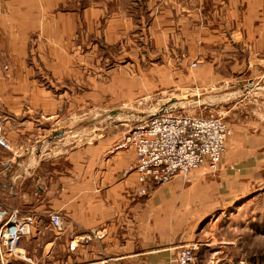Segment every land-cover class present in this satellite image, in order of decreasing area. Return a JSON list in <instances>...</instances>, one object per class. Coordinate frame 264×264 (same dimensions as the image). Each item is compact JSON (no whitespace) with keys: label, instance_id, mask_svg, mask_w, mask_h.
<instances>
[{"label":"crops","instance_id":"obj_1","mask_svg":"<svg viewBox=\"0 0 264 264\" xmlns=\"http://www.w3.org/2000/svg\"><path fill=\"white\" fill-rule=\"evenodd\" d=\"M140 2L149 35L162 45L177 32L190 58L241 72L264 67V0H0V124L8 142L0 146V210L33 220L32 233L17 251L0 254V264H176L181 243L212 233L200 223L223 203L264 195V135L229 141L216 172L202 165L189 183L176 176L147 194H138L135 173L125 171L133 150L114 149L129 128L64 147L51 146L52 133L43 137L64 117L70 92L41 71L57 82L78 81L74 72L90 63L100 42L136 38V9L120 6ZM50 212L60 215L62 231L50 226ZM96 231L102 237L72 241Z\"/></svg>","mask_w":264,"mask_h":264},{"label":"rangeland","instance_id":"obj_2","mask_svg":"<svg viewBox=\"0 0 264 264\" xmlns=\"http://www.w3.org/2000/svg\"><path fill=\"white\" fill-rule=\"evenodd\" d=\"M81 6L83 3L80 2L77 8ZM120 7L124 13L129 11L126 9H136L132 12L136 18L135 39L120 37L116 44L111 45L100 42L99 50L90 55V63L74 72L78 81L57 82L46 71H41L43 78L59 84V88L60 84L68 83L66 87L70 92L61 105V115L64 114V117L52 127L51 132L43 135L51 137L53 134L51 139L54 143L51 146L54 147L56 143L62 147L69 146L81 142V139L102 132H114L118 128L132 129L146 121L147 115L164 108H170L165 113L167 115L221 119L231 131L226 148L228 142L235 138L247 140L249 136L264 135V91L257 88L258 85H264V67L241 72L240 69H229L225 63L215 66L209 57H206L207 60L190 58V54L178 43L177 32L167 38L166 45L156 41V38L152 39L148 33L150 17L142 2L136 6ZM209 7V4L205 6L206 9ZM103 26L102 21L99 29H103ZM158 26L161 27V23ZM207 49H210L209 46ZM208 65L213 68H207ZM248 84L250 87H247ZM251 127L253 129L250 130ZM117 144L114 149H117ZM131 165L126 168L127 173L134 172L129 169ZM219 165L214 170L208 168V171L216 172ZM180 178L187 183L190 181V175ZM137 184L138 194H147L160 186L146 187L141 191L138 181ZM223 205L215 211L220 215L217 223H210L215 212L200 223L210 224L212 233L209 232L204 239L195 237L194 240L181 243L175 251L173 262L177 264L180 246L196 244L194 264H214L211 260L214 251L218 252L215 256L217 264H264V195L256 200L247 201L243 198L228 206L225 203ZM32 226L33 223L25 235L32 233ZM96 233L88 234L92 239L98 238ZM225 239L235 243L228 247L222 245L219 241ZM200 251L201 256H198ZM0 252L4 254L8 251L2 247Z\"/></svg>","mask_w":264,"mask_h":264},{"label":"built area","instance_id":"obj_3","mask_svg":"<svg viewBox=\"0 0 264 264\" xmlns=\"http://www.w3.org/2000/svg\"><path fill=\"white\" fill-rule=\"evenodd\" d=\"M230 132L228 125L219 118L164 113L129 129L116 148L133 150L136 159L129 169L136 173L143 191L146 187L167 184L174 176L187 178L192 170L202 165L216 169L226 150ZM0 146L8 148L1 124ZM0 214L5 217L0 226V250L3 247L10 253L17 248L19 239L28 233L33 220L30 216L19 215L17 209L0 210ZM48 217L55 231L63 230L57 213L50 212ZM95 236L102 237V234L96 233ZM90 239L91 235L82 234L74 236L72 241L78 244ZM180 249L177 264H194L196 244H184ZM217 255V251L211 254L214 264L218 262Z\"/></svg>","mask_w":264,"mask_h":264},{"label":"water","instance_id":"obj_4","mask_svg":"<svg viewBox=\"0 0 264 264\" xmlns=\"http://www.w3.org/2000/svg\"><path fill=\"white\" fill-rule=\"evenodd\" d=\"M251 84H256V83L251 82ZM256 85H258V84H256ZM247 87H250V84H248ZM257 88L262 89L264 91V85L263 86L258 85ZM169 110H170V108H164V109L159 110L158 112H152L151 114L147 115V119H151L152 117H155L157 115L164 114V113L168 112ZM57 134L60 135L61 133H57Z\"/></svg>","mask_w":264,"mask_h":264}]
</instances>
